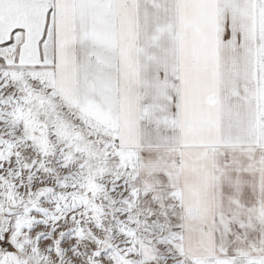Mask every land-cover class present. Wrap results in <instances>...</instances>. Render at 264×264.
Wrapping results in <instances>:
<instances>
[{
	"label": "snow or ice",
	"instance_id": "obj_1",
	"mask_svg": "<svg viewBox=\"0 0 264 264\" xmlns=\"http://www.w3.org/2000/svg\"><path fill=\"white\" fill-rule=\"evenodd\" d=\"M0 264H264V0H0Z\"/></svg>",
	"mask_w": 264,
	"mask_h": 264
}]
</instances>
